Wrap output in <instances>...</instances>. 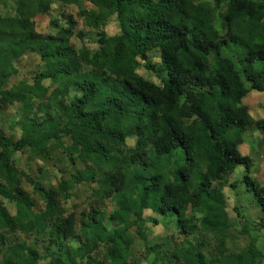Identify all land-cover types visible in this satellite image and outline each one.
<instances>
[{"label": "clouds", "instance_id": "clouds-1", "mask_svg": "<svg viewBox=\"0 0 264 264\" xmlns=\"http://www.w3.org/2000/svg\"><path fill=\"white\" fill-rule=\"evenodd\" d=\"M245 95L264 0H0V264H264Z\"/></svg>", "mask_w": 264, "mask_h": 264}, {"label": "rangeland", "instance_id": "rangeland-1", "mask_svg": "<svg viewBox=\"0 0 264 264\" xmlns=\"http://www.w3.org/2000/svg\"><path fill=\"white\" fill-rule=\"evenodd\" d=\"M108 31H113L114 26L109 25ZM245 108L248 109L250 112H254L257 108H260L263 111L264 106V97H259L255 95L248 96L246 95L245 98L242 100Z\"/></svg>", "mask_w": 264, "mask_h": 264}, {"label": "trees", "instance_id": "trees-1", "mask_svg": "<svg viewBox=\"0 0 264 264\" xmlns=\"http://www.w3.org/2000/svg\"><path fill=\"white\" fill-rule=\"evenodd\" d=\"M246 96V95H245ZM245 96H243L241 99L243 100L245 98ZM263 111H264V106H263Z\"/></svg>", "mask_w": 264, "mask_h": 264}]
</instances>
